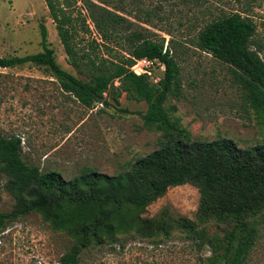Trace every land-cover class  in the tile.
Listing matches in <instances>:
<instances>
[{
    "label": "trees",
    "instance_id": "1",
    "mask_svg": "<svg viewBox=\"0 0 264 264\" xmlns=\"http://www.w3.org/2000/svg\"><path fill=\"white\" fill-rule=\"evenodd\" d=\"M43 1L67 61L80 77L56 62L43 24L39 26L41 51L0 57V69L42 68L63 93L87 109L98 102L108 105V99L119 105L125 93L128 100L146 104L141 117L144 129L161 134L157 148L125 171L108 176L84 168L71 179L28 164L22 158L20 138L0 134V179L13 200L9 211L0 212V231L28 214L38 215L51 231L70 241L57 264H79L83 254L104 247L123 248L126 239L159 244L173 232L197 251L209 247L206 264H244L264 227V141L240 148L226 138L195 140L165 107L169 96L180 93V68L173 41H168L163 53L164 38L150 28L168 23L164 12L169 1L150 5L145 0ZM173 3L186 10L179 11L180 26L188 15L191 20L203 10L209 12L205 0ZM250 7L246 4L231 12L215 8L211 18L195 28L191 43L229 66L264 125L263 46L255 39L257 25L248 14ZM142 58L165 65L158 83L130 71L134 61ZM185 184L199 193L193 220L172 219L164 211L153 218L144 216L169 188ZM209 224L225 227L223 235L209 234Z\"/></svg>",
    "mask_w": 264,
    "mask_h": 264
},
{
    "label": "rangeland",
    "instance_id": "2",
    "mask_svg": "<svg viewBox=\"0 0 264 264\" xmlns=\"http://www.w3.org/2000/svg\"><path fill=\"white\" fill-rule=\"evenodd\" d=\"M145 1L150 5L159 0ZM168 1L164 12L168 23L159 24L157 29L149 27L165 43L173 41V54L180 68V93L169 96L165 107L195 140L226 138L240 148L263 143L264 125L229 66L191 43L195 28L209 20L215 8L226 12L242 10L250 0H205L210 13L203 10L191 20L188 15L183 26L177 19L179 11L186 10L171 6L176 0ZM251 6L248 14L257 25L255 39L263 46L264 59V0ZM40 24L47 29L56 62L80 77L67 61L43 0H0V57L40 52ZM155 74L158 81L163 72ZM117 85L115 82L114 86ZM108 101V105L98 102L87 109L63 93L42 68L24 65L0 69V134L19 137L22 158L40 170H55L65 179L77 176L84 168L113 176L153 152L161 133L144 129L141 118L146 110L144 102L128 100L125 93L119 97V105ZM3 183L0 179V212H7L13 200ZM198 204L195 187L189 184L171 187L148 206L144 216L153 218L164 211L172 219L193 220ZM224 231L225 227L208 225L209 234L222 236ZM69 247L70 241L64 234L51 231L38 215L28 214L0 231V264H57ZM209 255V247L197 251L178 232H173L169 240H161L159 244L126 239L120 249H93L83 254L79 264H206ZM244 264H264V227Z\"/></svg>",
    "mask_w": 264,
    "mask_h": 264
},
{
    "label": "built area",
    "instance_id": "3",
    "mask_svg": "<svg viewBox=\"0 0 264 264\" xmlns=\"http://www.w3.org/2000/svg\"><path fill=\"white\" fill-rule=\"evenodd\" d=\"M168 42L164 44V50L163 53H165L167 49ZM165 65L158 59H148V58H142L135 60L132 66L130 67V71L137 75V76H146L149 80L154 81V83H158L161 78H159L158 81H155V72H164Z\"/></svg>",
    "mask_w": 264,
    "mask_h": 264
},
{
    "label": "crops",
    "instance_id": "4",
    "mask_svg": "<svg viewBox=\"0 0 264 264\" xmlns=\"http://www.w3.org/2000/svg\"><path fill=\"white\" fill-rule=\"evenodd\" d=\"M257 2V0H251L249 3H250V6L251 5H254L255 3ZM252 7V6H251Z\"/></svg>",
    "mask_w": 264,
    "mask_h": 264
}]
</instances>
